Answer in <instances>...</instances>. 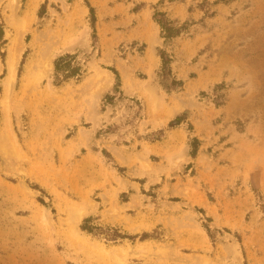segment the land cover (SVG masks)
<instances>
[{"label": "rangeland", "instance_id": "374dc122", "mask_svg": "<svg viewBox=\"0 0 264 264\" xmlns=\"http://www.w3.org/2000/svg\"><path fill=\"white\" fill-rule=\"evenodd\" d=\"M0 112V264H264V0H0Z\"/></svg>", "mask_w": 264, "mask_h": 264}, {"label": "trees", "instance_id": "16d2710c", "mask_svg": "<svg viewBox=\"0 0 264 264\" xmlns=\"http://www.w3.org/2000/svg\"><path fill=\"white\" fill-rule=\"evenodd\" d=\"M93 16V28H94V36L97 38V28L96 23L97 19L95 18V9L88 3ZM160 14V13H159ZM158 13L155 15L156 21L161 25L163 34L166 38H172L178 35L180 32V28H177L174 24V21L169 18H160ZM162 59H163V66H162V73L161 76L163 77L164 84L168 88H174L176 85H182V82L177 81V79L170 80L171 71L169 69V62L171 58H169V55L166 51H162L161 53ZM87 70L85 68V64L79 59L78 54H71L67 53L65 55H62L57 58L55 62V77L56 81L55 83L57 85H61L64 81H69L71 79H82ZM117 74L118 80L120 79V75L117 71H115ZM121 92V91H120ZM109 99H113V97H109ZM0 120H1V112H0ZM173 125V124H172ZM85 230L92 231L89 227H84Z\"/></svg>", "mask_w": 264, "mask_h": 264}, {"label": "bare ground", "instance_id": "6f19581e", "mask_svg": "<svg viewBox=\"0 0 264 264\" xmlns=\"http://www.w3.org/2000/svg\"><path fill=\"white\" fill-rule=\"evenodd\" d=\"M32 8V7H31ZM30 12V11H29ZM31 13V12H30ZM30 15V14H29ZM30 17H31V15H30ZM17 38H19L18 36H17ZM16 38V39H17ZM17 41V40H16ZM18 42V41H17ZM17 44V43H16ZM11 53H12V56H11V69H12V73H13V69L15 68V65H16V60H17V58H18V49L14 46L13 48H12V50H11ZM155 60V59H154ZM153 61V60H152ZM110 74L109 73H107V75L105 76L106 78H105V80H103L102 82H99V90H101V89H103V88H106L108 85H109V82H110V76H109ZM13 77H14V75L12 74L11 75V79H13ZM99 78H101V76H99ZM102 79V78H101ZM112 80V79H111ZM6 129V128H5ZM4 129V130H5ZM8 129V128H7ZM1 136H2V134H1ZM7 137V136H6ZM3 138H4V136H3ZM11 145V144H10ZM7 147V146H6ZM5 146H4V149L6 148ZM8 148V147H7ZM12 152H14L13 150H12ZM11 152V153H12ZM5 153V152H4ZM16 153V152H15ZM14 153V154H15ZM10 154V153H9ZM8 154V155H9ZM13 154V153H12ZM12 154L11 155H9V156H11L12 157ZM13 154V157H15V155ZM79 207V206H78ZM75 211V210H74ZM80 213V212H79ZM82 213V212H81ZM72 215H77L78 216V214H72ZM80 215V214H79ZM76 216V217H77ZM80 217V216H79ZM82 217V216H81ZM140 249V248H139ZM114 258V257H113Z\"/></svg>", "mask_w": 264, "mask_h": 264}]
</instances>
